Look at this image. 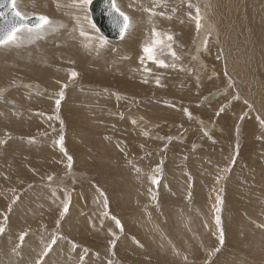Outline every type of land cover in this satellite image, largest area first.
<instances>
[{
  "label": "rangeland",
  "instance_id": "rangeland-1",
  "mask_svg": "<svg viewBox=\"0 0 264 264\" xmlns=\"http://www.w3.org/2000/svg\"><path fill=\"white\" fill-rule=\"evenodd\" d=\"M113 1L132 25L118 40L99 33L90 2L29 0L24 12L16 0L50 23L25 26L0 57H28L16 53L44 29L50 79L26 63L31 74L0 73V264H264V14L254 39L234 0L225 40L198 0ZM54 38L73 41L72 57Z\"/></svg>",
  "mask_w": 264,
  "mask_h": 264
},
{
  "label": "bare ground",
  "instance_id": "bare-ground-1",
  "mask_svg": "<svg viewBox=\"0 0 264 264\" xmlns=\"http://www.w3.org/2000/svg\"><path fill=\"white\" fill-rule=\"evenodd\" d=\"M23 1V0H22ZM66 1V0H65ZM70 2H71V0H69ZM121 1V3L122 4H124V0H120ZM207 1V5L208 6H206V3H205V0H198V1H195V3L196 4H198L197 6H205V11H207L206 10V7L208 8H211V10H213V11H211V13H210V18H211V20L214 22V24H215V28H216V31H217V33L219 34V36L221 37V38H223V39H227L228 37H227V34H225L224 32V35H223V33H222V29H224L223 27L225 26V24H226V22L228 21V19L230 18V16H231V12H233V10H234V8H235V3L233 2L234 0H206ZM56 2H58V1H56ZM114 2V1H113ZM262 2H263V0H246V4L244 3V11L242 10V14L240 15V17H241V21H242V23L241 24H244L245 26H247V27H250V31H249V33L253 36V38L255 39V38H261L262 37V27H260L261 26V24H260V21L262 20V18H263V14H264V12H263V8H262ZM24 3H25V8H23L25 11L24 12H28L29 11V9L27 8V6H29L30 5V2H29V0H24ZM53 3V2H52ZM58 3H60V2H58ZM64 3V2H63ZM72 3V2H71ZM75 3V2H74ZM79 3V2H78ZM61 4V3H60ZM59 7V6H58ZM232 7V8H231ZM72 8V7H71ZM230 8L232 9V10H230ZM59 9H61V8H59ZM70 9V8H69ZM204 9V8H203ZM201 10H202V7H201ZM68 12H69V10H67ZM71 11V10H70ZM88 11H89V9H88ZM203 11V10H202ZM67 12V13H68ZM213 12V13H212ZM241 12V11H240ZM54 13V12H53ZM180 14V13H179ZM236 14V13H235ZM239 14V13H238ZM237 14V15H238ZM89 15H90V13H89ZM71 16V15H70ZM186 17V16H185ZM181 18V17H180ZM187 18L188 19H180V23H179V30H183L184 29V31L186 32L187 31V29H189V27H190V29H191V20H192V17H191V15L189 14L188 16H187ZM51 19H53V18H51ZM159 19V22H160V20H161V18H158ZM78 20V19H77ZM53 21V20H52ZM61 22L62 20L61 19H54V23H56L55 25H56V28H54V31L51 33V36H55V35H59V33H57L56 34V29H57V27H58V24H59V22ZM81 22L83 21V20H80ZM175 21V20H174ZM68 22V21H67ZM158 22V23H159ZM232 22V21H231ZM63 23H64V20H63ZM69 23V22H68ZM162 23L164 24V25H166L165 24V22L164 21H162ZM190 23V24H189ZM52 24V23H51ZM62 24V23H61ZM80 24V23H79ZM63 25H65V24H63ZM63 25H61V26H63ZM68 25V24H67ZM236 25V24H235ZM234 25V26H235ZM78 26V25H77ZM76 26V27H77ZM228 26V25H227ZM49 27V26H48ZM60 27V26H59ZM64 28L66 27V25L65 26H63ZM69 27V26H68ZM71 27V26H70ZM232 27V26H231ZM53 28V27H52ZM235 28V27H234ZM62 29V28H61ZM69 29V28H68ZM72 29V28H71ZM229 29V28H228ZM239 29L240 30H242V31H247L246 30V28L244 27V26H241V27H239ZM44 29H41L40 28V32L38 33L39 35L37 36V38L35 39V37L34 36H30L29 38H26V40H27V42H28V45H27V42H25V44L23 45V47H22V49L20 50V52L19 53H16V51H15V53L16 54H18L19 56H21V55H28V57H24V58H22L21 60L19 59V57H17V56H14L15 57V60L14 61H11V57H10V55H6L7 53H9V52H11V51H13L12 49H14V47H12L13 46V44H12V46L10 47V48H8V49H2L1 47H0V51H2V52H6V54L3 56V57H0V73H2V74H4V75H8V73H9V71L11 70V71H15V70H20V71H22V72H24V73H28V74H31L29 71H27V70H25L27 67H25V66H23L22 64L23 63H26L27 65H29V67L31 66V64H32V66H34V67H37V74H35V76H37L38 78L40 77L41 79L40 80H42L43 82H47V80L46 79H50L49 77H48V75L47 74H49V73H47V72H42V70H41V64H42V62H44L42 59H44V58H40L39 57V54L43 51L42 49H45L44 47H49L50 46V43H52V41H48L47 43H45L47 40H49V35L46 37L45 36V34H47V33H44V31H43ZM98 30V29H97ZM46 31V30H45ZM47 31H48V28H47ZM58 31V30H57ZM59 31H60V28H59ZM80 31H81V33H84L83 34V36H86L87 38H89L90 37V35H91V30H89V27L87 26V25H83V23H82V25L80 26ZM233 31V30H232ZM38 32V31H37ZM69 32V31H68ZM185 32L183 33V34H185ZM237 32H239V31H237ZM35 33V32H34ZM55 33V34H54ZM100 33V32H99ZM172 31L171 30H169V29H165V31H164V35L163 36H165L166 38L167 37H169V36H171L172 38H176L177 36L174 34V33H172ZM240 33H241V31H240ZM30 34H31V32H30ZM49 34H50V32H49ZM101 34V33H100ZM123 34H124V32H123ZM122 34V35H123ZM27 35V34H26ZM61 35H63V30H62V34ZM67 35V34H66ZM79 35V34H78ZM81 35V34H80ZM102 35V34H101ZM122 35H121V37H122ZM233 35V34H232ZM44 36H45V38H44ZM103 36V35H102ZM70 37H72V36H70ZM104 37V36H103ZM120 37V38H121ZM158 37V35H154V37L153 38H157ZM64 37H62V39H63ZM85 38V37H84ZM87 38H86V40H87ZM105 38V37H104ZM120 38H117V39H113V40H118V39H120ZM44 39V40H43ZM55 39V38H54ZM53 39V40H54ZM58 39L60 40L61 38H59L58 37ZM58 39H55L54 40V42H55V45H54V42H53V50L55 51V53L56 52H65L66 54H67V56L69 55V56H71L72 57V55H71V53H72V51H71V49H70V45H71V43L73 42H71V40H70V45H68L67 43L65 44V45H60V44H58L59 42H57L58 41ZM78 39V38H77ZM107 39V38H106ZM29 40V41H28ZM108 40H111V39H108ZM66 41V40H65ZM167 41V40H166ZM169 41V40H168ZM230 41V40H229ZM229 41H227V42H229ZM255 41V40H254ZM75 42H76V39H75ZM87 42V41H86ZM127 42V41H126ZM170 42V41H169ZM65 43V42H64ZM85 43V42H84ZM91 43V42H90ZM122 43H124V42H122ZM152 44H153V42H151ZM171 43V42H170ZM85 44H87V43H85ZM125 44V43H124ZM158 45H160V43H157ZM156 44V45H157ZM172 44V43H171ZM235 44H237V42L235 43ZM94 45V44H93ZM97 45V44H96ZM162 45H163V43H162ZM223 45V44H222ZM226 45V44H225ZM233 45V44H232ZM88 46V45H87ZM95 46V45H94ZM126 46V44L123 46V48ZM154 46V45H153ZM166 46V45H165ZM239 46V45H238ZM86 47V46H85ZM90 47V46H89ZM163 47V46H162ZM74 48V47H73ZM82 48H84V47H82ZM96 48H97V46H96ZM119 48V47H118ZM132 48H133V46H132ZM233 48V47H232ZM241 48V47H240ZM94 49V48H93ZM102 49V48H101ZM125 49H126V47H125ZM239 49V48H238ZM15 50V49H14ZM124 50V49H123ZM127 50H129L128 48H127ZM45 51V50H44ZM103 51H105V49H103ZM102 51V52H103ZM126 51V50H125ZM124 51V52H125ZM237 51H239V50H237ZM75 52V51H74ZM78 52V51H77ZM101 52V51H100ZM106 52V51H105ZM107 52H109V51H107ZM106 52V53H107ZM116 52V51H115ZM123 52V53H124ZM127 52V51H126ZM125 52V53H126ZM243 52V51H242ZM37 53V54H36ZM45 53V52H44ZM85 53V52H84ZM130 53H131V51H130ZM129 53V54H130ZM137 53V52H136ZM240 53H241V50H240ZM72 54H74V53H72ZM76 54V53H75ZM79 54H81L80 52H79ZM117 54H119L118 52H117ZM122 54V53H121ZM128 54V55H129ZM226 54H227V51H226ZM11 55H13V54H11ZM15 55V54H14ZM37 55V56H36ZM42 55V54H41ZM63 55V54H62ZM98 55H99V53H98ZM104 55V54H103ZM135 55V54H134ZM138 55V54H137ZM236 55V54H235ZM64 56V55H63ZM63 56L61 57V58H63ZM76 56V55H75ZM78 56V55H77ZM76 56V57H77ZM100 56V55H99ZM109 56V55H108ZM111 56H115L116 57V59L114 60V62H120V60L118 59L119 57H121V55L120 56H117V55H111L110 54V56L109 57H111ZM233 53L231 54L230 52H229V56L227 57V59H229V63H230V69H231V74L234 76L235 74V71H237V70H239V64H237L236 63V61H234L233 60ZM246 56V55H245ZM9 57V58H8ZM30 57L32 58V59H30ZM45 57V56H44ZM65 57V56H64ZM104 57V56H103ZM105 57H106V55H105ZM125 56H123V60H126L125 58H124ZM235 57V56H234ZM236 57H238V56H236ZM239 57H240V55H239ZM47 58H51V57H48L47 56ZM74 58V57H73ZM85 58V57H84ZM99 58H101V57H99ZM108 58V57H107ZM127 58V57H126ZM131 58H133V57H131ZM243 58H244V56H243ZM52 59V58H51ZM54 59V58H53ZM78 59H80V58H78ZM94 59V58H93ZM95 59H96V57H95ZM133 59H135V58H133ZM4 60H6V62L4 61ZM17 60H19V62H17ZM67 60V59H66ZM75 60V59H74ZM77 60V59H76ZM84 60H86V59H84ZM102 60V59H101ZM104 60V59H103ZM122 60V59H121ZM129 60H132V59H129ZM136 60V59H135ZM46 61V60H45ZM65 61V60H64ZM82 61V60H81ZM137 61V60H136ZM63 62V61H62ZM98 62V61H97ZM100 62H102V61H100ZM99 62V63H100ZM133 62V61H132ZM57 63V62H56ZM67 63V62H66ZM77 63H78V61H77ZM92 62H91V59H87V65H89V64H91ZM62 64V63H61ZM95 64V63H94ZM104 64V63H103ZM102 64V65H103ZM105 64H106V62H105ZM104 64V65H105ZM120 64V63H119ZM178 64V63H177ZM96 65H97V63H96ZM99 65V64H98ZM101 65V64H100ZM101 65V66H102ZM118 65V64H117ZM59 66V65H58ZM76 66H79V65H76ZM84 66V65H83ZM91 66V65H90ZM120 66H122V64L120 65ZM159 66V65H158ZM243 66V65H242ZM247 66V65H246ZM62 67H64L63 65H62ZM82 67V66H81ZM89 67V66H88ZM108 67H109V65H108ZM112 67H115V66H112ZM102 68V67H101ZM116 68V67H115ZM118 68V67H117ZM251 68V67H250ZM43 69H45V68H43ZM80 69V68H79ZM107 69H109V68H107ZM184 69V68H183ZM229 69V68H228ZM248 69V68H247ZM83 70V69H82ZM123 70V69H122ZM111 71H112V69H111ZM86 72V71H85ZM40 75H39V74ZM244 73V72H243ZM113 74V73H112ZM115 74V73H114ZM113 74V75H114ZM117 74V73H116ZM245 74V73H244ZM43 77H42V76ZM87 75V74H86ZM115 77H116V75H114ZM113 76V77H114ZM239 76H241V75H239ZM44 78H46V79H44ZM106 80H104V82H111L108 78H106V77H104ZM236 78V77H235ZM114 79V78H113ZM116 79H118V77L116 78ZM115 79V80H116ZM242 79V78H241ZM240 79V80H241ZM261 79V78H260ZM85 80V79H84ZM239 80V79H238ZM239 80V81H240ZM244 80V79H243ZM5 80H0V83H2V82H4ZM36 81V80H35ZM117 82L119 81V80H116ZM246 81H247V79H246ZM50 82V81H49ZM48 83V82H47ZM238 83V82H237ZM257 83V82H256ZM23 84H25V83H23ZM260 84V83H259ZM18 85V84H17ZM26 85V84H25ZM32 85H37V84H32ZM32 85H30V83H28L26 86H29V87H31ZM38 86V85H37ZM49 87V86H48ZM192 87V86H191ZM32 88V87H31ZM42 91H44V89L45 88H43V87H39ZM50 88V87H49ZM48 88V89H49ZM40 90V91H41ZM135 90V89H134ZM245 90V89H244ZM257 91V90H256ZM261 91V90H260ZM263 92H264V89L262 90ZM256 93H258V92H256ZM44 94V93H43ZM251 95V94H250ZM258 95H260L259 93H258ZM259 97V96H258ZM41 98V97H40ZM261 98L264 100V94L263 95H261ZM45 99V98H44ZM47 99V98H46ZM19 100V99H18ZM43 101V99H41L39 102H42ZM48 101V100H47ZM262 101V100H261ZM260 100H259V102H261ZM44 102V101H43ZM262 103H264V101H262ZM261 104V103H260ZM257 106V105H256ZM264 107V106H263ZM81 194V193H80ZM82 198H83V196H81ZM88 197V196H87ZM116 223V222H115ZM1 237V236H0ZM6 239V238H5ZM15 264V263H14Z\"/></svg>",
  "mask_w": 264,
  "mask_h": 264
},
{
  "label": "water",
  "instance_id": "water-1",
  "mask_svg": "<svg viewBox=\"0 0 264 264\" xmlns=\"http://www.w3.org/2000/svg\"><path fill=\"white\" fill-rule=\"evenodd\" d=\"M0 36L3 35L11 25L18 21L10 0H0ZM90 18L98 31L107 39H117L123 34V17L113 8V0H90L88 5ZM38 16L24 17L20 21L24 26L36 27ZM34 86V85H33ZM34 87H38L35 85Z\"/></svg>",
  "mask_w": 264,
  "mask_h": 264
},
{
  "label": "snow or ice",
  "instance_id": "snow-or-ice-1",
  "mask_svg": "<svg viewBox=\"0 0 264 264\" xmlns=\"http://www.w3.org/2000/svg\"><path fill=\"white\" fill-rule=\"evenodd\" d=\"M80 4L81 5H87L90 0H79ZM10 3L13 7V9L15 10L16 8V0H10ZM2 6V5H0ZM113 8H115V10L119 13V15L121 17H123V20H124V24L122 26V32H124L125 30L129 29L132 25H131V22H130V19L128 16H126L123 12H121L119 10V8H116L115 6V3L113 2ZM0 15H3V13H0ZM15 16L18 19L17 22L13 23L11 25V27H9L6 31H4L3 35L0 36V45L2 44H6V43H10V42H15L16 39H17V36H16V33L21 31L25 26L20 22L23 20V16L22 14L19 12V11H15ZM50 21L47 17L45 16H40L38 18V23L36 25V27H43L44 25H47L49 24ZM199 26V25H198ZM29 31H31V29H29ZM84 33H81V35H83ZM153 35H158L157 33H153ZM169 40L172 39L171 36L167 37ZM157 43H160V41H154L153 42V45L157 44ZM143 51L148 55V58L149 59H153V47L152 46H145ZM162 65V61L161 62H158ZM77 74L75 72L72 73V76H76ZM61 96H62V93H61ZM57 105H59L60 101L57 100L56 101ZM69 160H71V157H69ZM67 210V207H65V211ZM0 231H2V229H0Z\"/></svg>",
  "mask_w": 264,
  "mask_h": 264
}]
</instances>
